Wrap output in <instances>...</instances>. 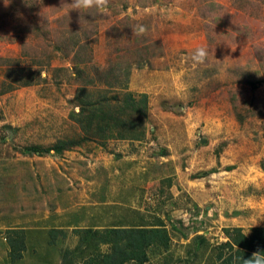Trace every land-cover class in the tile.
<instances>
[{
	"label": "rangeland",
	"instance_id": "1",
	"mask_svg": "<svg viewBox=\"0 0 264 264\" xmlns=\"http://www.w3.org/2000/svg\"><path fill=\"white\" fill-rule=\"evenodd\" d=\"M106 7L0 0V264L18 251L10 230L35 264H102L111 248L95 231L110 228L166 229L167 249L140 244L145 264H222L227 231L264 228V0ZM201 46L209 55L194 65ZM76 60L90 90L110 82L147 97L143 140L82 139ZM9 69L34 84L7 88ZM59 142L70 143L45 153Z\"/></svg>",
	"mask_w": 264,
	"mask_h": 264
},
{
	"label": "trees",
	"instance_id": "2",
	"mask_svg": "<svg viewBox=\"0 0 264 264\" xmlns=\"http://www.w3.org/2000/svg\"><path fill=\"white\" fill-rule=\"evenodd\" d=\"M82 60L74 62V70L79 74L78 80H81V85L76 89L75 100L79 111L70 113L71 120L81 129L82 139L95 144L104 145L107 141H141L145 138L146 127L145 117L148 112L147 97L142 94L129 92L125 88L115 87V83L103 84L102 90H90L89 86H95L93 78L83 80L82 69L79 68ZM84 63V62H83ZM49 66V65H48ZM11 69L8 70L10 72ZM108 76L113 74L109 70ZM8 74V73H7ZM6 80L11 85L7 88L19 86H30L34 81H20L11 76V72L7 75ZM39 75V74H38ZM101 75H98V77ZM114 80L115 75L111 76ZM128 78V71L125 73V80ZM99 82V81H98ZM5 87V83L3 84ZM117 88V89H115ZM119 89V90H118ZM10 90V89H9ZM92 92H100V95L93 99ZM70 142H59L58 145L47 149L45 153L58 152L61 146H66ZM78 145V143H77ZM91 230H86V232ZM60 231L52 229L49 234L55 236ZM231 232V234H229ZM99 243L111 244L110 253L101 255L102 264H145L148 260L146 253L142 254L138 251L140 244L158 245L163 249H167L170 238L166 229L160 228H110L95 231ZM228 241L225 243L230 251L228 257L222 259L221 255L218 260L222 264H245V261L250 260L256 253H264V228H252L251 237H246L241 229H233L227 231ZM6 241L11 248L17 247L18 251L12 255L13 249L9 252L11 264L22 258L25 251L22 231L10 230L6 232ZM135 234L136 236L125 241L128 235ZM55 239V237H54ZM132 240L134 244H132ZM18 244V246H16ZM54 244V240L50 241Z\"/></svg>",
	"mask_w": 264,
	"mask_h": 264
},
{
	"label": "clouds",
	"instance_id": "3",
	"mask_svg": "<svg viewBox=\"0 0 264 264\" xmlns=\"http://www.w3.org/2000/svg\"><path fill=\"white\" fill-rule=\"evenodd\" d=\"M63 5H68L72 11L90 13L91 11L104 12L107 11V0H71L70 3H63ZM147 31L145 26H139L137 34H142ZM209 55V49L206 46H201L195 49L191 54V61L194 65H199L205 63ZM99 247L102 252H107L111 248L109 243H100ZM245 264H264V253H256L253 257L245 261Z\"/></svg>",
	"mask_w": 264,
	"mask_h": 264
},
{
	"label": "crops",
	"instance_id": "4",
	"mask_svg": "<svg viewBox=\"0 0 264 264\" xmlns=\"http://www.w3.org/2000/svg\"><path fill=\"white\" fill-rule=\"evenodd\" d=\"M45 178V177H44ZM53 228H51V230H52ZM50 230V229H49ZM58 230V229H57ZM27 239H28V243H27V247H26V249H28L29 250V247H28V245L30 244V242H31V240H32V238L31 237H29V236H27ZM10 250V249H9ZM27 250V251H28ZM10 252V251H9ZM22 255H24V254H22ZM2 262H3V264H11V259H9V258H4V259H2ZM36 262H34L32 259H30V258H24V256L21 258V259H19V260H17L16 262H14V264H35ZM43 263H45V264H59V261L58 260H56V261H50V260H45Z\"/></svg>",
	"mask_w": 264,
	"mask_h": 264
}]
</instances>
